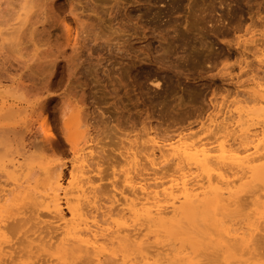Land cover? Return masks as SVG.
Returning a JSON list of instances; mask_svg holds the SVG:
<instances>
[{
    "label": "bare ground",
    "instance_id": "bare-ground-1",
    "mask_svg": "<svg viewBox=\"0 0 264 264\" xmlns=\"http://www.w3.org/2000/svg\"><path fill=\"white\" fill-rule=\"evenodd\" d=\"M92 1L72 3L78 27L64 20L74 51L102 41L76 12L104 13L105 0ZM1 30L0 49L18 32ZM256 58L248 90L199 136L129 138L114 161L88 138L78 107L65 121L75 145L68 180L63 165L32 161L26 147L13 152L0 164V264H264V57ZM40 124L51 136L44 115Z\"/></svg>",
    "mask_w": 264,
    "mask_h": 264
},
{
    "label": "rangeland",
    "instance_id": "rangeland-1",
    "mask_svg": "<svg viewBox=\"0 0 264 264\" xmlns=\"http://www.w3.org/2000/svg\"><path fill=\"white\" fill-rule=\"evenodd\" d=\"M21 1L0 0V30L18 29L0 49V164L26 147L32 161L63 165L67 180L75 145L65 121L78 107L89 117L88 138L107 145L115 161L129 138L199 136L225 102L242 98L256 57H264V0H97L100 16L76 12L102 41L75 51L63 23L79 26L69 11L76 0ZM112 170L103 166L106 182Z\"/></svg>",
    "mask_w": 264,
    "mask_h": 264
}]
</instances>
